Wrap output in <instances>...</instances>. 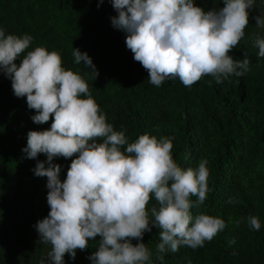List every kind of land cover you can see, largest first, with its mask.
Here are the masks:
<instances>
[{
    "label": "clouds",
    "instance_id": "1",
    "mask_svg": "<svg viewBox=\"0 0 264 264\" xmlns=\"http://www.w3.org/2000/svg\"><path fill=\"white\" fill-rule=\"evenodd\" d=\"M221 3L205 10L195 0H112L118 15L111 23L126 33V46L152 85L178 78L190 87L205 76L219 84L249 71L246 52L242 60L230 53L245 37L255 0ZM254 19L264 29V16ZM32 41L29 34L6 35L0 28V71L11 80L14 95L26 97L37 113L34 123L54 118L49 130L29 131L22 149L28 159L47 158L37 160L34 169L36 176L47 177L49 190L50 212L35 226L40 242L51 246L40 264H64L65 254L74 260L77 249L85 250L97 236L92 264H157L166 251L203 247L226 227L222 218L191 212L209 191L206 159L184 169L173 158L171 137L145 133L130 142L124 130L108 122L84 76L66 69L56 50H28ZM252 43L264 57V37L257 35ZM72 55L96 79L99 73L88 54L75 48ZM57 157H75L63 181L61 166L53 162ZM153 196L158 207L149 209ZM247 221L260 230L257 216ZM152 227L159 229L155 253L142 242Z\"/></svg>",
    "mask_w": 264,
    "mask_h": 264
},
{
    "label": "trees",
    "instance_id": "2",
    "mask_svg": "<svg viewBox=\"0 0 264 264\" xmlns=\"http://www.w3.org/2000/svg\"><path fill=\"white\" fill-rule=\"evenodd\" d=\"M195 4L205 10L223 6L221 0ZM117 15L112 0H0V28L6 35H31L28 50L43 46L58 51L64 67L84 76L108 122L124 130L130 142L145 133L167 136L182 168L208 161L207 198L191 212L194 217L203 213L222 218L226 227L203 247L166 251L157 264H264V57L252 43L257 35L264 37L254 19L264 16V0H255L245 37L230 53L242 60L246 52L249 71L219 84L205 76L190 87L178 78L152 85L126 46V33L112 25ZM75 48L92 59L99 73L96 79L83 62L75 64ZM36 114L26 97L14 95L11 80L0 71V264H40L51 249L40 242L35 227L50 212L47 177L34 173L37 160L47 158L39 154L28 159L22 151L29 131L49 130L53 122L50 118L34 123L31 117ZM74 158H54L61 166V181ZM153 206L158 207L154 196L148 208ZM249 216L259 218V231L249 227ZM158 233L152 227L143 236L153 253ZM99 239H90L83 251L77 249L74 260L65 254L64 264H92L89 257ZM232 239L235 243L230 245Z\"/></svg>",
    "mask_w": 264,
    "mask_h": 264
}]
</instances>
